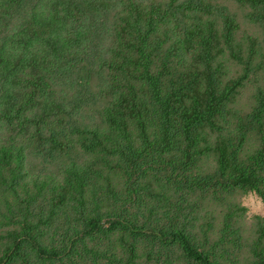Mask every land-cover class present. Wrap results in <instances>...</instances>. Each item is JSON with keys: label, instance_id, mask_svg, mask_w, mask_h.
I'll list each match as a JSON object with an SVG mask.
<instances>
[{"label": "trees", "instance_id": "1", "mask_svg": "<svg viewBox=\"0 0 264 264\" xmlns=\"http://www.w3.org/2000/svg\"><path fill=\"white\" fill-rule=\"evenodd\" d=\"M264 0H0V264H264Z\"/></svg>", "mask_w": 264, "mask_h": 264}, {"label": "rangeland", "instance_id": "2", "mask_svg": "<svg viewBox=\"0 0 264 264\" xmlns=\"http://www.w3.org/2000/svg\"><path fill=\"white\" fill-rule=\"evenodd\" d=\"M243 203L247 207L248 214L264 215V204L254 195H247L243 199Z\"/></svg>", "mask_w": 264, "mask_h": 264}]
</instances>
